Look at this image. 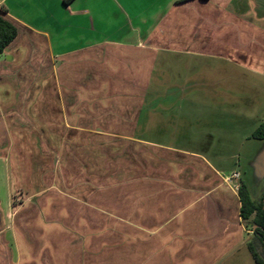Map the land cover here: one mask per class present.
Here are the masks:
<instances>
[{"label":"crops","instance_id":"crops-1","mask_svg":"<svg viewBox=\"0 0 264 264\" xmlns=\"http://www.w3.org/2000/svg\"><path fill=\"white\" fill-rule=\"evenodd\" d=\"M0 15L18 29L0 55V264H255L226 178L257 201L231 162L264 124V0Z\"/></svg>","mask_w":264,"mask_h":264},{"label":"trees","instance_id":"trees-1","mask_svg":"<svg viewBox=\"0 0 264 264\" xmlns=\"http://www.w3.org/2000/svg\"><path fill=\"white\" fill-rule=\"evenodd\" d=\"M18 36L16 25L5 16L0 15V55ZM256 140H264V124H261L252 134ZM242 207L241 217L245 221L252 220L253 235L248 243V250L255 264H264V196L260 201L252 200L249 190L244 183L238 191Z\"/></svg>","mask_w":264,"mask_h":264},{"label":"rangeland","instance_id":"rangeland-1","mask_svg":"<svg viewBox=\"0 0 264 264\" xmlns=\"http://www.w3.org/2000/svg\"><path fill=\"white\" fill-rule=\"evenodd\" d=\"M251 82H254L253 78ZM236 154L238 157L231 164L234 166L238 163L239 169L247 173V181L251 184L254 197L257 201H260L264 196V140H251V142L242 146ZM247 230L253 235L252 220L247 223Z\"/></svg>","mask_w":264,"mask_h":264},{"label":"built area","instance_id":"built-area-1","mask_svg":"<svg viewBox=\"0 0 264 264\" xmlns=\"http://www.w3.org/2000/svg\"><path fill=\"white\" fill-rule=\"evenodd\" d=\"M240 179L241 174L239 172L232 173L229 177L226 178V181L234 187L237 191H239L240 188Z\"/></svg>","mask_w":264,"mask_h":264},{"label":"water","instance_id":"water-1","mask_svg":"<svg viewBox=\"0 0 264 264\" xmlns=\"http://www.w3.org/2000/svg\"><path fill=\"white\" fill-rule=\"evenodd\" d=\"M256 227H254V229H255Z\"/></svg>","mask_w":264,"mask_h":264}]
</instances>
